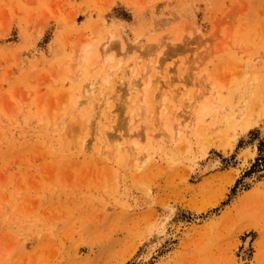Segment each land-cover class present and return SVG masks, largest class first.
Instances as JSON below:
<instances>
[{
    "label": "rangeland",
    "instance_id": "374dc122",
    "mask_svg": "<svg viewBox=\"0 0 264 264\" xmlns=\"http://www.w3.org/2000/svg\"><path fill=\"white\" fill-rule=\"evenodd\" d=\"M0 264H264V0H0Z\"/></svg>",
    "mask_w": 264,
    "mask_h": 264
},
{
    "label": "bare ground",
    "instance_id": "6f19581e",
    "mask_svg": "<svg viewBox=\"0 0 264 264\" xmlns=\"http://www.w3.org/2000/svg\"><path fill=\"white\" fill-rule=\"evenodd\" d=\"M165 100V99H164ZM163 100V101H164ZM167 105V104H166ZM167 107V106H166ZM165 107V108H166ZM162 108V107H161ZM162 110H164V108L162 109ZM164 112V111H163ZM114 141H116V140H114ZM114 141H112V142H114ZM114 143H116V142H114ZM215 156V155H214ZM213 156V158H211V159H209V161H208V165L206 166V167H208L209 169L210 168H213V167H215V166H219L220 165V159L219 158H217V157H214ZM205 168V167H204ZM207 170V169H206ZM203 171V170H202ZM244 238H246V237H244ZM243 242H244V246H246L247 245V243H248V239L247 240H245L244 241V239H243ZM243 245V244H242Z\"/></svg>",
    "mask_w": 264,
    "mask_h": 264
}]
</instances>
